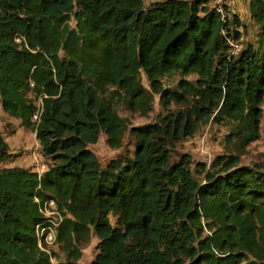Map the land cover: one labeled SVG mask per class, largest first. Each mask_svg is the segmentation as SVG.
Instances as JSON below:
<instances>
[{
    "label": "trees",
    "instance_id": "16d2710c",
    "mask_svg": "<svg viewBox=\"0 0 264 264\" xmlns=\"http://www.w3.org/2000/svg\"><path fill=\"white\" fill-rule=\"evenodd\" d=\"M246 5L253 35L199 0H0V102L49 161L3 167L0 135V264H80L93 235L92 264H264V160L242 164L263 118L264 0ZM157 95L165 116L132 128L133 152L103 166L89 146L104 134L121 149L119 108L147 117ZM209 125L226 128L229 152L175 161ZM51 201L62 220L50 254L37 228Z\"/></svg>",
    "mask_w": 264,
    "mask_h": 264
},
{
    "label": "rangeland",
    "instance_id": "374dc122",
    "mask_svg": "<svg viewBox=\"0 0 264 264\" xmlns=\"http://www.w3.org/2000/svg\"><path fill=\"white\" fill-rule=\"evenodd\" d=\"M159 0H146V3ZM249 28V34H254V27L245 18ZM178 77L168 78L164 80L166 87H173ZM146 88L150 89L149 83L144 80ZM174 107V106H173ZM172 107V108H173ZM263 118L259 139L251 144L246 154L242 158L243 165H252L256 162L264 160V105L262 106ZM120 115L128 120L129 127L126 133L123 147L121 149H112L107 142V137L102 134L95 145L89 148L95 153L103 166L118 157L129 154L134 150V139L131 136V130L134 127H141L147 124L155 123L165 116L166 110L159 95L155 96L152 111L149 116L144 117L140 113H132L124 107L119 108ZM226 128L217 125H209L202 128L193 138L187 139L172 148V155L175 161L186 154L189 155L195 163L201 162L210 165L217 157L225 155L229 152L226 144ZM0 135H2L10 146L12 153L11 159L4 163L3 167L20 166L35 172L43 173L47 168L49 161L44 157L40 149L37 134L32 129L22 126L20 120L11 118L6 114L0 102ZM45 167V168H44ZM99 240L93 235L90 244L83 252V258L80 264H92L97 255V246ZM58 248L52 246L53 250L59 253ZM61 255V253H60ZM55 262V261H54Z\"/></svg>",
    "mask_w": 264,
    "mask_h": 264
},
{
    "label": "built area",
    "instance_id": "2783aa9c",
    "mask_svg": "<svg viewBox=\"0 0 264 264\" xmlns=\"http://www.w3.org/2000/svg\"><path fill=\"white\" fill-rule=\"evenodd\" d=\"M198 1V0H192ZM208 2L209 6L217 11L223 18L226 17L227 11L233 9L235 0H199ZM228 8V9H227ZM232 55H238L241 52L242 46L238 42H230ZM45 168V167H44ZM43 213L46 217V221L38 226L37 236H38V245L39 247L50 253V248L55 246L56 237H57V228L60 225L62 220L59 212L56 209V204L54 201L48 202L46 207L43 209ZM53 263L54 260H53Z\"/></svg>",
    "mask_w": 264,
    "mask_h": 264
},
{
    "label": "crops",
    "instance_id": "0c3cea01",
    "mask_svg": "<svg viewBox=\"0 0 264 264\" xmlns=\"http://www.w3.org/2000/svg\"><path fill=\"white\" fill-rule=\"evenodd\" d=\"M232 11L234 15H238L241 19H247L248 9L246 5V0H236Z\"/></svg>",
    "mask_w": 264,
    "mask_h": 264
}]
</instances>
